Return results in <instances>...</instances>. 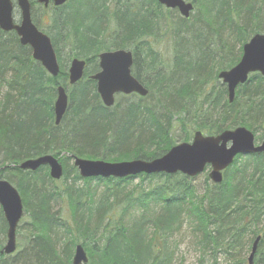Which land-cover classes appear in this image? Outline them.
<instances>
[{
  "label": "trees",
  "instance_id": "1",
  "mask_svg": "<svg viewBox=\"0 0 264 264\" xmlns=\"http://www.w3.org/2000/svg\"><path fill=\"white\" fill-rule=\"evenodd\" d=\"M188 1L195 12L188 19L156 0L51 6L44 33L60 65L55 78L14 33L0 31V179L18 191L25 222L17 251L0 255V264H70L78 244L87 264H173L183 228L199 264H249L258 237L253 264H264V154L236 157L220 184L205 175L202 189L180 173L82 179L69 165L71 156L152 161L195 132L217 136L243 127L264 140V77L251 75L232 103L218 80L249 39L264 34V0ZM112 50L132 52V74L148 95H119L106 108L90 76L99 70L98 55ZM73 59L86 67L69 86ZM59 85L67 88L68 108L55 125ZM45 155L59 159L61 180L47 167L16 168ZM6 232L0 208V251Z\"/></svg>",
  "mask_w": 264,
  "mask_h": 264
},
{
  "label": "water",
  "instance_id": "2",
  "mask_svg": "<svg viewBox=\"0 0 264 264\" xmlns=\"http://www.w3.org/2000/svg\"><path fill=\"white\" fill-rule=\"evenodd\" d=\"M14 1L20 13V20L15 22ZM68 0H36L37 4L47 8L63 6ZM167 9H176L183 18H188L193 10L190 3L183 0H156ZM0 30L14 31L21 46H28L32 58L41 64L52 77H57L60 67L50 39L40 32L32 21L29 0H0ZM100 71L91 76L96 82V92L104 107L110 108L115 103V96L137 94L145 97L147 90L131 74L133 55L127 50L103 52L98 56ZM85 61L73 59L68 69V83L74 85L83 77ZM260 74L264 77V35L253 36L242 48V57L238 64L218 74V79L227 88L228 101L232 103L236 88L248 81L249 75ZM68 97L63 87L57 88L54 103L55 125H58L66 113ZM264 154V141L256 145L254 135L246 128L227 130L217 136H203L194 133L190 143H182L171 148L164 156L152 160H132L123 162H105L71 157L74 167L81 178L125 179L140 174L181 173L189 178L202 174L210 168L209 179L214 184L223 181V172L230 167L235 158L241 155ZM40 167H48L51 179L62 178L63 167L51 155L26 160L16 166L21 171L34 172ZM0 208L7 224L6 243L1 253L12 255L16 251V230L23 217V206L18 191L8 181L0 180ZM260 238L253 243L249 264L257 250ZM88 259L81 245L75 247L71 264H87Z\"/></svg>",
  "mask_w": 264,
  "mask_h": 264
},
{
  "label": "rangeland",
  "instance_id": "3",
  "mask_svg": "<svg viewBox=\"0 0 264 264\" xmlns=\"http://www.w3.org/2000/svg\"><path fill=\"white\" fill-rule=\"evenodd\" d=\"M31 1L34 2V3H32V14L35 16L34 17L35 19H33V23L37 26V28L40 31H42L44 33L45 28L49 25L48 20L52 16V12L49 9L50 7L48 9H44L41 5H38L37 3H35V0H30V2ZM186 1L190 2L188 0H186ZM193 13L195 14V12H193ZM14 16H15L16 22H18L19 18H20V14H19V11L17 8L14 11ZM42 20H44L46 22H43V24H41ZM164 49L165 48H162V46L160 47V50H162V53L166 54V52H165L166 49L165 50ZM64 57H65V51L63 52V58ZM96 73H94V74H96ZM93 75H91V76H93ZM219 84H222L221 81H219ZM116 98H118V96ZM179 134H180V132H177V135H179ZM257 143H260V142L257 141ZM69 165L73 166L72 160H70ZM205 175H207V173L201 174L195 178V183L197 184V186L200 187V189L205 187V184H206ZM138 182H139V180H134L132 186H136L138 184ZM23 218H24V216L22 217V219L19 223V228L23 226V223H25L23 221ZM17 231H20L22 233V232H24V229L23 230H17ZM18 239H19V236H18V233L16 232V242L17 243H18V241H17ZM191 240L192 239H191V236H189V232L186 230V228H183L176 238V241L179 243V245L177 248V252L174 256L175 258H174L173 264H199V261H198L199 256H198V253L196 252ZM5 242H6V240H5ZM5 242L3 245H5ZM17 249H18V245H17ZM1 251H0V255H4L1 253ZM249 255H250V251L247 252L246 259H248ZM217 262H218L217 264H223V263H221V261L217 260Z\"/></svg>",
  "mask_w": 264,
  "mask_h": 264
}]
</instances>
